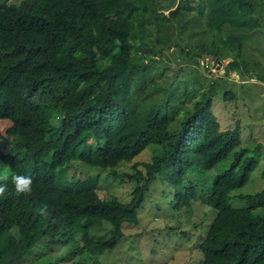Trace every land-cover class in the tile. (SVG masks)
I'll return each mask as SVG.
<instances>
[{
  "label": "trees",
  "instance_id": "16d2710c",
  "mask_svg": "<svg viewBox=\"0 0 264 264\" xmlns=\"http://www.w3.org/2000/svg\"><path fill=\"white\" fill-rule=\"evenodd\" d=\"M142 2L144 8L134 0H0V141L13 144L0 150L7 188L0 264H102L126 226L138 222L158 178L172 209L200 203L216 211L198 245L202 264H264V187L244 190L258 170L260 144L243 145L238 126L220 128L211 110L214 84L173 128L168 110L183 78L173 74L163 84L152 76L170 48L178 50L175 59L187 52L186 62L213 59L243 75L242 42L222 32L260 27L264 0H206L205 12L198 5L200 25L219 45L212 40L193 53L183 48L193 29L179 5L166 14ZM138 34L148 42L136 44ZM191 66L188 74L196 73ZM197 74L189 97L209 81ZM148 146L162 153L134 173L118 171ZM99 172L130 184L129 199H101ZM12 174L31 176L30 195L15 193ZM45 204L47 218L39 214ZM103 226L107 237H91L92 227Z\"/></svg>",
  "mask_w": 264,
  "mask_h": 264
},
{
  "label": "rangeland",
  "instance_id": "374dc122",
  "mask_svg": "<svg viewBox=\"0 0 264 264\" xmlns=\"http://www.w3.org/2000/svg\"><path fill=\"white\" fill-rule=\"evenodd\" d=\"M19 1L21 0H9L15 3ZM142 1L134 0L137 5L144 8ZM152 3L158 5V9H161L159 12L165 11L166 14L178 5L181 7L180 10H183L185 18L189 20V25L193 29L192 35L185 34L183 48L185 47L186 50L189 49L191 53L200 52L201 44L209 46L212 40L219 45L218 35L205 33L203 25H200L204 18L198 14L197 7L200 5L205 12L206 0H152ZM139 34L134 39L136 44L142 39L148 42ZM222 34L225 37L233 36L242 42L241 54L248 67L243 71V75L233 69H225L213 59L196 57L195 59L199 60L198 65L186 62L185 60L190 58L187 52L183 53L184 59H181L182 57L175 59L178 50L172 52L173 49L170 48L165 51L162 63H159L158 68H154L152 76L163 84L168 82L173 74L183 78L176 89V97L173 98V109L168 110L175 116L173 128L177 127L186 112L191 110L199 99L201 91L214 84L213 90L218 95L212 98L211 110L220 128L227 130L238 126L243 145L256 143L261 146L262 157L259 160L258 170L251 176L244 189L245 193H251L264 187V180L260 177V172L264 170V22L253 30L227 27ZM155 44L149 43L152 48ZM153 56L158 58L159 55ZM188 65H192L191 68L196 73L188 74ZM197 72L201 75V79H209V81L205 82L198 92L195 91V95L189 97L186 93L194 92L198 86V82L195 83L193 79L200 77ZM224 91L233 93L235 98L226 99L223 97ZM90 141L93 142L92 139ZM12 147V143L0 141L2 152L8 153ZM162 150L157 146H148L130 163L120 165L118 171L134 173L135 168L142 169L143 163L150 161L155 155H160ZM168 191V186L160 178L150 185L143 207L138 213V222L126 226V236L113 252L101 257L102 264H202L203 258L198 245L216 211L200 203H192L187 210L172 209L173 205L171 208L169 202L173 196L171 194L166 196ZM131 192L130 184L116 181L107 172H99L97 194L101 199L115 196L128 200ZM183 232L186 236L182 235ZM90 233L93 238H99L98 235L102 238L107 237L109 228L92 227Z\"/></svg>",
  "mask_w": 264,
  "mask_h": 264
},
{
  "label": "clouds",
  "instance_id": "9594fccd",
  "mask_svg": "<svg viewBox=\"0 0 264 264\" xmlns=\"http://www.w3.org/2000/svg\"><path fill=\"white\" fill-rule=\"evenodd\" d=\"M7 179V177H5ZM11 183L13 184L15 193L17 195H30L32 178L31 176H22L17 174H12ZM7 191L6 185L0 184V197L5 196ZM39 214L47 218L50 213L48 212V206L45 204L39 209Z\"/></svg>",
  "mask_w": 264,
  "mask_h": 264
}]
</instances>
